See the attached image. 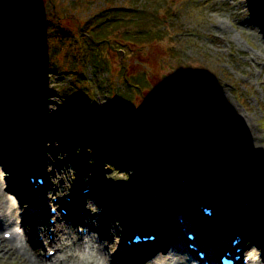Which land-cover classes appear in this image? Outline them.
<instances>
[{
    "label": "rangeland",
    "instance_id": "obj_1",
    "mask_svg": "<svg viewBox=\"0 0 264 264\" xmlns=\"http://www.w3.org/2000/svg\"><path fill=\"white\" fill-rule=\"evenodd\" d=\"M3 1L2 6L9 5L23 14L32 8L50 15V0ZM52 2L68 14L60 17L62 33L69 27L76 30L69 10L73 6L77 5L81 19L96 16L112 4L130 10L104 13L112 15L106 22L115 50L109 52L106 44L100 46L96 52L103 58L101 67L87 63L75 45L80 55L61 53L56 56L60 63L50 61L55 66L48 69L49 61L34 52H19L16 46L5 45L1 35L5 31L0 30V72L10 75H2L0 80L9 86L0 91V104L8 99L4 114L0 113V175L6 180V192L8 186L18 191L16 181L45 161L47 169L59 171L57 179L63 188L58 195H74L71 190L93 186V197L86 199L87 204L102 218L104 212L110 213L107 216L113 224L122 220L127 225L137 217L138 212L130 214L127 210L132 206L130 199L138 193L123 184L130 175L140 176V171L130 169L128 161L116 160L112 150L117 149L129 157L135 152L154 154L182 171L181 165L188 164L210 179L222 180L238 201L233 206L235 211L251 202V185H264V72H260L263 64H259L264 63V0ZM137 27L142 28L139 34L136 30L141 28ZM125 39L137 45L125 44ZM55 44L69 49L70 42L56 40ZM61 61L77 67L76 75L61 70ZM87 90L90 101L83 107L76 94ZM206 106L213 109L208 111ZM86 118H90V126L84 125ZM253 133L262 139L256 143ZM101 148L105 159H101ZM236 164H241V169L235 168ZM147 181L153 183L151 178ZM30 187L18 198L24 202L22 213L27 214V223L28 209L41 195ZM108 187L115 196L107 199ZM42 189L43 193L50 190ZM166 198L174 222L175 214L183 211L171 196ZM254 205L261 209L260 203ZM79 210L75 204L70 221L74 229L83 226L79 220L77 225L73 223L79 218ZM101 222L99 235L103 234V241L108 243L109 225L104 219ZM122 230L121 225H114L112 239L117 242L108 249L113 264L125 263V254H114L124 240ZM0 240L9 247L10 241L1 233ZM3 252L0 250V264H33L21 254ZM33 252L39 261L36 264H43L44 251Z\"/></svg>",
    "mask_w": 264,
    "mask_h": 264
},
{
    "label": "bare ground",
    "instance_id": "obj_2",
    "mask_svg": "<svg viewBox=\"0 0 264 264\" xmlns=\"http://www.w3.org/2000/svg\"><path fill=\"white\" fill-rule=\"evenodd\" d=\"M260 68V72H264V63ZM264 78V73H263ZM34 87L31 88V90ZM23 89V88H22ZM13 93H17L13 92ZM47 102V101H46ZM109 118V117H108ZM107 118V119H108ZM5 132H10L9 130H6ZM262 139V136L259 133H253L252 134V140H254L256 143ZM166 146L165 148H167ZM5 154V153H4ZM3 157L6 156V154ZM1 161V160H0ZM163 161V160H162ZM264 163V160L261 161ZM184 171H181L180 174L184 175L189 182L195 183L197 180H201V177L198 173H193L189 165L183 167ZM2 170H0V173ZM59 173V172H58ZM58 173H53L49 179V184L51 185L52 182L57 181V175ZM5 176V175H4ZM54 178V181H53ZM5 178H2L0 175V228L2 226L9 227L15 224L19 216H16L17 210L21 206L20 203L16 204L15 201H13V198L10 197L9 194L6 193V190L4 187L6 186V183L4 182ZM6 181V180H5ZM61 187L60 185H58ZM11 188L10 186H8ZM142 191H140L139 188L136 187V191L138 193L137 202H134V208H136L138 205H141L138 207V210L140 209V213L143 212V207L146 205V203L149 202V204H152L154 207V210H158L156 212L151 213L150 217H147L148 221L147 223L153 224V223H165L167 221H172L170 218L172 217V211L169 210V205H167V202L160 203V200L157 198L156 194L152 192L150 187L147 184H143L141 187ZM256 190H258L255 187ZM252 194V193H251ZM12 195V194H11ZM253 198H256L255 196H252ZM44 198V197H43ZM258 204V202H257ZM90 208V207H88ZM218 211L223 215V213L226 212V208L223 204L218 203ZM189 209L193 211H197L196 208H194L192 205L189 206ZM129 210V208H128ZM127 210V211H128ZM240 212L241 209H239ZM225 211V212H224ZM126 212V211H124ZM198 212V211H197ZM254 217L257 216L254 212H252ZM224 216V215H223ZM88 218V219H87ZM83 219V218H80ZM102 219L105 220L106 224L109 225L108 229L109 232H106V238L108 240V243L103 241V234L102 236L99 235L98 229L101 228ZM234 219L233 216H226L225 221L228 222L230 220ZM37 219L32 221L33 225L37 224ZM40 220V219H38ZM84 221L87 223L84 228L86 229V233L83 235H78L76 229H74L69 223L67 224H58L55 228V230L52 232V239L49 236V229L45 224H41V226L37 225L36 227L31 228V232L24 233L23 238H20V236H15L12 241L9 244V247H6L5 244L0 240V250L3 252L8 253H18L21 254L27 261L36 264L38 263L35 259L32 257V252L28 250L30 248L31 250L35 252H40L42 248H38V246H34L33 248L30 247V245L25 241L26 237L28 239V242L35 238L37 235V238L39 235L43 236L46 242V246L48 247H54L56 250V254L54 257L50 258H43L40 260L43 264H113V261L110 258V253L108 252V249H112L113 243L116 244V239L113 238V228L117 226L116 223L113 224V221L109 219V217L106 216V213H104V218L101 216L99 217L96 215V213L92 210V212H86L84 213ZM165 221V222H164ZM178 222V221H177ZM243 217L241 221L236 222V227L238 229L242 227ZM172 222H170L171 224ZM179 223V222H178ZM178 223H172V226L176 228ZM256 228L251 225V223H248V227L246 231L243 233H247L251 229L255 232L261 233L264 235V220L257 218L255 220ZM90 225V227H89ZM39 226V227H38ZM243 228V227H242ZM171 231V230H168ZM128 232V229H127ZM38 233V234H37ZM156 234H158L157 242L153 243H146L145 248H147L146 252H143L140 256L134 257V255H130V260L126 261L123 264H135L136 262L140 264H184L186 255L184 252L177 247V240L175 241V247L168 248L167 240L168 238H171L168 234H163V232H159V230L155 231ZM184 241V240H183ZM188 242V240H186ZM198 241V239H197ZM253 244L249 245L250 249L248 247L247 242L241 241L239 244H237L235 247H239L240 251L238 253L239 256H247L250 257V264H264V253H261L259 249L261 248L258 244L257 240L252 241ZM38 243V242H37ZM36 243V244H37ZM134 247H138L134 246ZM132 246V248H134ZM158 247L159 250H155V248ZM198 247L202 248L204 247L202 235L199 233V241H198ZM233 247V248H235ZM132 248L129 249V253L131 252ZM248 248V250H245ZM3 252V253H4ZM189 254H194V252L188 250ZM208 256H212L211 254H208ZM213 257V256H212ZM132 259V260H131Z\"/></svg>",
    "mask_w": 264,
    "mask_h": 264
},
{
    "label": "trees",
    "instance_id": "obj_3",
    "mask_svg": "<svg viewBox=\"0 0 264 264\" xmlns=\"http://www.w3.org/2000/svg\"><path fill=\"white\" fill-rule=\"evenodd\" d=\"M50 1V15H43L41 12L26 14L18 13L10 15V17L6 19H3L0 15V26L6 24L9 28V33L5 35V40L18 44L22 48L32 49L34 52H41L43 56H47L46 59L49 57V62H56V56L61 52H66V54L77 53V49L73 47L77 45V48L80 51H83L87 60H91L97 65H103V58H101L99 53L95 52L99 50L95 41L109 39L110 37L107 29L109 22H106V17H108V15L104 14L105 12H108L109 9L97 12L96 16L93 14L95 17L92 15L90 18L87 17L85 19H81V17L77 14V5L73 6L69 10L72 16L71 19H74L73 22L76 24V30L69 31L67 29V34H62L60 28L62 23L60 21V17L68 14L66 12H60L58 10L60 6L56 7V3L52 2V0ZM115 11L125 13V10ZM119 18L121 19L123 16H119ZM94 26L95 29L93 28ZM94 30L96 31L94 32ZM72 32L73 35H71ZM139 33L141 32H138V34ZM65 39H68L70 42L69 49L55 44L56 40L62 41ZM63 69L68 68L63 67ZM83 94L85 93L83 92Z\"/></svg>",
    "mask_w": 264,
    "mask_h": 264
},
{
    "label": "water",
    "instance_id": "obj_4",
    "mask_svg": "<svg viewBox=\"0 0 264 264\" xmlns=\"http://www.w3.org/2000/svg\"><path fill=\"white\" fill-rule=\"evenodd\" d=\"M103 43V41H101V42H99V44H102ZM209 111H211L212 110V108H208V107H206Z\"/></svg>",
    "mask_w": 264,
    "mask_h": 264
}]
</instances>
